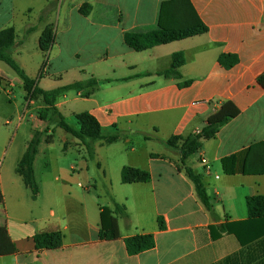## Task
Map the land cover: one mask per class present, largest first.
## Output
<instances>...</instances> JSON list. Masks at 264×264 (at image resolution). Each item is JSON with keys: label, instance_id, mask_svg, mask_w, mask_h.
I'll return each instance as SVG.
<instances>
[{"label": "crops", "instance_id": "crops-1", "mask_svg": "<svg viewBox=\"0 0 264 264\" xmlns=\"http://www.w3.org/2000/svg\"><path fill=\"white\" fill-rule=\"evenodd\" d=\"M164 1L0 0V31L14 30L11 58L39 88L95 81L60 94L56 109L75 128L80 125L77 116L90 115L101 133L116 130L121 135L116 142L123 139L131 152L137 144L130 136H138V142L158 136L165 142L185 139L197 134L221 105L232 103L239 115L202 142L190 167L201 177L214 216L173 163L179 153L165 147L163 153H149L143 165L133 160L118 164L111 177L100 169L113 193L107 207L123 205L127 218L117 217L118 240L98 241L100 207L106 206L86 199L95 181L85 178L83 185L72 175L88 170L84 146L69 135L74 140L64 141L63 152L72 150L80 160L57 165L49 152L57 127L31 116L35 100H25L21 80L0 62V158L12 131L23 126L29 131L19 156L9 160L12 169L0 170V227L15 248L13 254L0 256V264H264V218L250 219L246 207L247 198L264 196V175L242 173L249 147L264 142V89L257 82L264 76V0H189L205 33L141 52L130 49L124 35L156 30ZM83 4L90 7L86 15L79 13ZM46 29L53 38L42 51L39 40ZM174 54L183 59L177 70L180 79L160 75L171 67ZM227 55L236 61L223 66L219 59ZM56 61L67 65L53 69ZM185 81L189 85L180 86ZM18 88L23 103L15 98ZM34 132L41 136L33 161L38 194L32 200L16 168ZM112 144L96 142L92 160L102 146ZM230 156L235 157V173L227 175L221 160ZM38 162L44 172L40 182ZM123 167L147 171L150 181L122 184ZM54 232L62 235L60 248H35L33 236ZM137 234L152 235L155 245L129 256L123 240Z\"/></svg>", "mask_w": 264, "mask_h": 264}, {"label": "trees", "instance_id": "trees-1", "mask_svg": "<svg viewBox=\"0 0 264 264\" xmlns=\"http://www.w3.org/2000/svg\"><path fill=\"white\" fill-rule=\"evenodd\" d=\"M89 8V5L83 4L79 8V13L81 15H86ZM30 30L31 29L27 32ZM205 32L206 27L197 17L189 0H167L160 5L156 30L144 34L126 33L123 39L124 43L130 49L141 52L158 45L190 38ZM52 38V31L50 29H46L42 33L39 40V46L42 51H46L49 48ZM14 39L15 34L12 28L0 31V62L7 65L21 80L22 89L25 93V100H34L40 97L45 106V111L43 112H50L48 122L77 139L84 146L90 159L93 158V146L96 142L100 141L103 144H112L118 140L119 134L116 130L110 133H101L94 118L88 114L76 117L80 124L79 127L75 128L71 126L65 121L55 107L56 98L63 92L91 87L95 84V81L72 83L52 90H43L39 88L35 84V80L27 77L11 58L10 51L14 44ZM235 61L233 57L228 55L222 56L219 59V62L223 66H230ZM182 63L183 59L181 54L172 55L171 67L160 75L165 78L180 79V74L177 70ZM257 82L264 89V76L260 77ZM189 83V81H185L182 82L180 86H187ZM238 115L239 111L232 103H224L206 119L204 126L197 134L185 139L171 137L165 142L166 148L178 151L179 168L192 183L197 199L212 217L214 216V212L209 198L206 195L201 177L188 167L185 161L201 148V144L204 140L214 138L221 127L235 119ZM40 136V132H34L16 168L17 174L22 178L24 185L29 189L32 200H34L38 194L33 172V161L37 153ZM234 164V156L221 160L223 172L227 175L235 173ZM242 173L244 175H264V142L256 143L249 147L243 164ZM120 181L122 184L148 183L150 181V175L144 170L123 167L120 171ZM1 203L2 196L0 193V204ZM246 207L250 219L264 218V196L247 198ZM117 217L127 218L123 205L114 203L112 209L100 207L98 241H115L120 238ZM157 224L160 230L163 229L161 218H157ZM32 240L35 248L38 250H53L61 247L62 235L59 232L42 233L33 236ZM123 243L126 253L129 256L148 251L155 245L154 238L150 234H137L124 239ZM14 252L15 248L8 237L5 227H0V256L11 255Z\"/></svg>", "mask_w": 264, "mask_h": 264}, {"label": "rangeland", "instance_id": "rangeland-1", "mask_svg": "<svg viewBox=\"0 0 264 264\" xmlns=\"http://www.w3.org/2000/svg\"><path fill=\"white\" fill-rule=\"evenodd\" d=\"M42 58L40 56L39 61L41 62ZM67 64L65 62L61 61H56L53 62V69H62L66 66ZM16 93V100L20 103H23V92L18 88L15 89ZM35 103L32 104L31 108L34 109V111L30 112L31 116H35L38 119L42 120H48L50 116V112H43L42 110V103L41 101L39 102L38 99H34ZM38 108V109H37ZM38 110L37 115L35 114V111ZM0 113V117L2 118ZM40 115V116H39ZM0 128L2 130L4 129L2 127V121L0 124ZM145 134L153 135L152 132L145 131ZM119 136H121L119 134ZM29 138V131L27 130L26 127H21L18 128L16 131H12L10 141H9V146L7 145L5 154L0 158V170L2 167V171L5 173L12 169V163L10 167V159L11 158H17L21 151L23 150V147L26 143V141ZM131 141L136 145L134 148V152L126 150L127 146L125 144V141L119 140L118 142L112 144V145H105L102 146L98 150V156L96 157V160H92L88 157L87 153L85 156V159L87 161L88 165V170L85 171H80L77 170L74 174H72L74 177L79 178V182L81 184H86V181L83 179L88 178L92 179V182L95 181L96 185L90 189L89 193H86V199H90L93 202L101 205V206H108L111 204L113 200V193L109 188H107L106 184L103 183V178H102V172L100 169L105 168L108 172L109 177L112 176L110 171L112 169H115V167L118 166V164H126L127 162L136 161L138 164L143 165L146 159H148V154L155 152V153H163L165 150V139H162V137L158 136L154 140L151 141H146V142H138V136L133 135L130 136ZM74 140L71 138L69 135L65 134L61 129L56 128L54 137H53V142L52 144L49 145V152L51 155V159L54 158L57 161V165L60 167H67L69 163L71 162H77L80 160L78 157L77 153L74 151H69L67 153L63 152V144L64 141H72ZM133 153V154H132ZM172 153L178 154L177 150H172ZM175 159L172 160L175 166H179V159L174 157ZM54 160V162H55ZM197 160V155H191L188 157V166L191 167L193 163H195ZM98 163L100 164L101 167L98 166ZM15 164V161H14ZM14 166V165H13ZM85 172V173H84ZM42 173L43 170H41V165L40 162L36 165V175H37V182H40L42 180ZM79 175V176H78ZM38 184V183H37ZM23 193H27L28 195V190L24 187H20ZM43 188V186L41 187ZM31 195V194H30Z\"/></svg>", "mask_w": 264, "mask_h": 264}, {"label": "built area", "instance_id": "built-area-1", "mask_svg": "<svg viewBox=\"0 0 264 264\" xmlns=\"http://www.w3.org/2000/svg\"><path fill=\"white\" fill-rule=\"evenodd\" d=\"M201 164L207 169V164H206V160L204 158L201 159Z\"/></svg>", "mask_w": 264, "mask_h": 264}]
</instances>
